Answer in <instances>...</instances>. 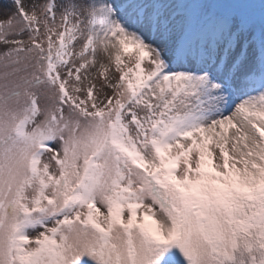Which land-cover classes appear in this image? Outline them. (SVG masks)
Segmentation results:
<instances>
[{
    "label": "snow or ice",
    "instance_id": "snow-or-ice-1",
    "mask_svg": "<svg viewBox=\"0 0 264 264\" xmlns=\"http://www.w3.org/2000/svg\"><path fill=\"white\" fill-rule=\"evenodd\" d=\"M10 2L0 264H264V0Z\"/></svg>",
    "mask_w": 264,
    "mask_h": 264
},
{
    "label": "rangeland",
    "instance_id": "rangeland-1",
    "mask_svg": "<svg viewBox=\"0 0 264 264\" xmlns=\"http://www.w3.org/2000/svg\"><path fill=\"white\" fill-rule=\"evenodd\" d=\"M13 10V5L10 0H0V20H4L7 18V14H9ZM125 62L128 61V57L123 58ZM105 62H107L105 60Z\"/></svg>",
    "mask_w": 264,
    "mask_h": 264
}]
</instances>
